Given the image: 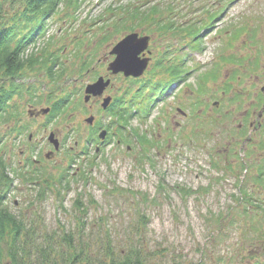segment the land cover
<instances>
[{
	"label": "rangeland",
	"instance_id": "374dc122",
	"mask_svg": "<svg viewBox=\"0 0 264 264\" xmlns=\"http://www.w3.org/2000/svg\"><path fill=\"white\" fill-rule=\"evenodd\" d=\"M48 22L28 53L62 76L55 84L44 64L24 71L0 117V176L11 180L0 179V207L23 226L18 264L76 252L109 264L130 248L143 264H263L264 0H80ZM132 32L149 37L136 79L107 70ZM179 62L192 71L161 94L154 84ZM100 76L106 98L131 105L120 130L110 110L84 100ZM64 96L65 107L44 113ZM97 125L109 135L102 145ZM12 233L1 264H13Z\"/></svg>",
	"mask_w": 264,
	"mask_h": 264
},
{
	"label": "trees",
	"instance_id": "16d2710c",
	"mask_svg": "<svg viewBox=\"0 0 264 264\" xmlns=\"http://www.w3.org/2000/svg\"><path fill=\"white\" fill-rule=\"evenodd\" d=\"M69 3L74 4L75 9L79 7L80 0H0V80L9 81L12 86L11 89L6 91L3 85H0V117L6 110V100L9 99L12 94V89L20 90L24 88L20 86V83L16 82V79L23 75L26 70L36 69V65L45 66V74L50 77L55 84L58 83L62 73L58 74L54 71V64L48 65V61L36 55L34 51H26L28 46L34 44L38 39L45 36L48 26L50 25L48 20L51 16L56 15L59 12V7L66 6ZM145 13L135 10L130 13V17L143 18ZM212 15V14H211ZM140 16V17H139ZM145 20L148 18H144ZM173 78L177 76V72L173 70L170 72ZM15 81V83H14ZM165 82L158 80L154 85L155 89L164 88ZM68 98V97H67ZM61 99L60 102H56L52 105V111L56 112L65 107L68 100ZM119 105H122L119 102ZM131 105H129L130 107ZM129 107H121V111L118 117L127 123L129 117H131V111ZM143 138V137H142ZM147 157V156H146ZM4 169V165L1 164L0 168ZM35 176H28L25 179L34 181ZM1 180L10 182L11 180L2 174ZM2 199V198H1ZM10 229V230H8ZM12 233V243L9 244L6 251L7 257L13 264H18L23 253V249H19L21 245L19 243L20 234L23 230L22 223L16 216L8 212L3 207H0V264L4 258V251L1 247V243L7 232ZM20 257L19 256V252ZM44 256L49 258V252H46ZM120 259L115 260L110 258L109 264H143L144 256L141 255L139 249L130 248L124 255H121ZM86 259V258H85ZM82 259L78 252L73 257H68L62 260L60 264H87L88 259ZM49 262V259H46ZM52 264H59V261L53 260ZM264 264V263H263Z\"/></svg>",
	"mask_w": 264,
	"mask_h": 264
},
{
	"label": "water",
	"instance_id": "95a60500",
	"mask_svg": "<svg viewBox=\"0 0 264 264\" xmlns=\"http://www.w3.org/2000/svg\"><path fill=\"white\" fill-rule=\"evenodd\" d=\"M149 37L148 36H138V33H130L123 37L120 41L115 43L110 53L114 54V59L107 65V70L111 74H117L123 72V76H140L145 70L148 64V57L144 56V50L148 46ZM109 85L108 79H103V77H98L93 83L87 84L85 87V97L84 100L87 101L89 97L99 96L102 94L105 87ZM110 102V97L104 98L102 107L106 108ZM48 111L44 109V113ZM92 117L86 119L88 123L92 122ZM105 132L102 131L99 134L100 138H104ZM50 142L53 143L54 147H58L57 139H53V134L49 136Z\"/></svg>",
	"mask_w": 264,
	"mask_h": 264
},
{
	"label": "flooded vegetation",
	"instance_id": "af4514ba",
	"mask_svg": "<svg viewBox=\"0 0 264 264\" xmlns=\"http://www.w3.org/2000/svg\"><path fill=\"white\" fill-rule=\"evenodd\" d=\"M106 95H101V96H99V97H91L90 98V100H92L94 103H96V104H101V102H102V99H103V97H105ZM94 126V125H93ZM101 126H96L95 128H92L91 129V132H92V134H93V136H94V134L96 133V134H98V132L100 131V129H102V128H100ZM96 128H97V130H96ZM31 136H29V138H30Z\"/></svg>",
	"mask_w": 264,
	"mask_h": 264
}]
</instances>
